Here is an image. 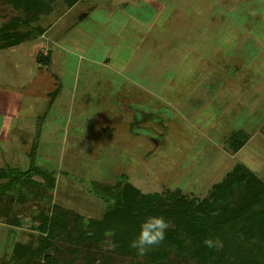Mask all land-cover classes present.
I'll use <instances>...</instances> for the list:
<instances>
[{"label":"rangeland","instance_id":"374dc122","mask_svg":"<svg viewBox=\"0 0 264 264\" xmlns=\"http://www.w3.org/2000/svg\"><path fill=\"white\" fill-rule=\"evenodd\" d=\"M18 3L0 0V27L24 30L28 20L37 30L20 51L51 60L0 73L21 100L8 152L21 160L12 168H42L55 185L34 175L35 184L1 196L0 264H44V256L49 264H85L86 248L71 235L79 219H101L106 210L93 181L115 184L126 175L142 192L180 189L197 202L207 198L197 217L210 222L215 186L237 163L264 180V0H55L27 16ZM235 131L247 140L232 152ZM246 191L241 183L218 198L219 208L233 205L229 224L215 233L169 222L197 248H206L205 237L218 238L219 251L206 248L198 259L175 242L160 264H264V194L237 215ZM55 217L69 227L42 254L40 224ZM96 240L104 250L113 246L107 234ZM27 241L26 257L9 262V246Z\"/></svg>","mask_w":264,"mask_h":264},{"label":"trees","instance_id":"16d2710c","mask_svg":"<svg viewBox=\"0 0 264 264\" xmlns=\"http://www.w3.org/2000/svg\"><path fill=\"white\" fill-rule=\"evenodd\" d=\"M54 1L55 0H19L18 5L19 7L21 6L23 15H37L36 11L44 12L45 9L49 10ZM64 1L71 6L79 0ZM23 24L26 28L24 30L19 29V27H14L13 30H10L7 24L0 27V49L19 45L24 43L28 37L34 36V31L37 30V28L31 27L28 20H24ZM8 29L10 31H8ZM48 55L49 54L44 56L39 54L37 56V61L43 65L48 64L51 60ZM244 134L243 131H235L229 136L231 140L229 145L232 152H237L245 144L247 140L246 137L244 136L242 137L243 139H241V136ZM37 136H39V134ZM34 167L35 166L32 165L25 171L14 168L0 169V196H4L7 189L17 187L16 189L19 190L21 186L25 188L28 184H35V181L33 182L32 179L34 175L40 176L44 174L46 176V178L43 177L45 184L50 189L53 188L55 185V177L51 175V173L42 170V168L36 167L35 169ZM122 177H124L125 180L123 182H116L115 184H108L100 181H93L91 183L90 188L92 192L106 203V210L101 219L90 218L87 220L84 219L83 221L79 219V222H76L78 224L74 227V233L71 237L73 236V239L77 237L76 239L79 240L77 244H81V246L84 245V248H86V255L84 256L85 264H112L116 262L123 264L122 259L124 257L129 258L131 261L129 264H160L168 256V246L172 247V244L175 242L182 245L180 247H188L187 249L194 252L195 255H198V259H203L207 256V252L204 254L206 248H201L202 246L197 248V242L194 240H190L189 242L186 240H179L177 238V231H173L174 228L166 230L165 240L158 246H153L154 251L149 255H138L135 249L129 247V244L130 241L138 236L141 222L149 216H162L166 221L172 222L175 225L183 222L184 224H189L191 227H198L200 230L215 233L229 224L230 215L228 216L229 213L227 209L233 205L231 200H228L227 202H223L225 205L219 208L220 206L217 204L219 197L220 202L224 199H228L229 193L236 190L241 183H245L247 185V194L245 197L246 204L238 212L237 215H239L242 210L245 211L256 204L264 194V180L258 178L253 171L243 164L237 163L226 175L223 183L215 186V188L220 191V196L216 197L215 204L211 203L213 207L207 211L211 221L205 222L197 217V212L202 210L205 211L207 206H209L207 198L197 202L196 199L190 198L180 189H165L163 192H142L138 187L129 182L126 175ZM28 188L29 187H27V189ZM21 193H23V190L19 191V194ZM47 219L43 224H40V228L46 233V236L41 234L37 239V250L42 254H46L49 249L52 248V244L54 243L53 240L56 239L57 234L65 235V230L69 227L66 222H60L63 220H56L57 217L50 221ZM106 230L110 231V234L105 232ZM105 234H107L114 246V248L112 246L108 251L97 244L98 240L95 241L100 235ZM95 236L98 238H95ZM117 242L120 243L119 246L114 245ZM30 247L31 244L28 241L16 242L12 246L10 245L8 261H22V257H26V251ZM5 248H8V246ZM19 253H21L22 257ZM44 257H46L44 258V264L52 262L48 256ZM171 264L178 263L175 262Z\"/></svg>","mask_w":264,"mask_h":264},{"label":"crops","instance_id":"0c3cea01","mask_svg":"<svg viewBox=\"0 0 264 264\" xmlns=\"http://www.w3.org/2000/svg\"><path fill=\"white\" fill-rule=\"evenodd\" d=\"M80 1H78L76 5ZM23 45L24 43H21L16 46L0 49V73H5L7 76V73H13V67L17 69H26L28 63H32L31 66L35 63L39 66L43 65L37 61V56L34 59H31V56L27 55L25 52H21L19 47H22ZM14 54H17L14 58L15 62L13 60ZM25 62H28L26 63V66L24 64ZM30 68L33 70V67ZM10 87V84L0 83V169L14 167L12 166V162L21 163V160L17 159L18 155L15 153L10 154V152H8L12 147L10 142H12L13 132L17 130L20 121L19 118H21L20 96L16 92H13ZM18 141H22V136L20 134H18L17 142ZM24 141L25 140L22 142Z\"/></svg>","mask_w":264,"mask_h":264},{"label":"clouds","instance_id":"9594fccd","mask_svg":"<svg viewBox=\"0 0 264 264\" xmlns=\"http://www.w3.org/2000/svg\"><path fill=\"white\" fill-rule=\"evenodd\" d=\"M170 227L168 221L162 216H149L141 222L138 236L130 241L129 247L135 249L138 255L146 254L148 248L158 246L165 240L166 230ZM203 245L210 249L219 251L222 247V241L211 236L205 237Z\"/></svg>","mask_w":264,"mask_h":264}]
</instances>
